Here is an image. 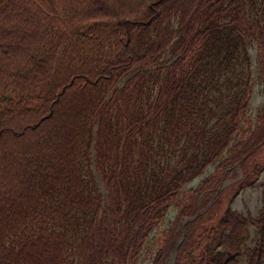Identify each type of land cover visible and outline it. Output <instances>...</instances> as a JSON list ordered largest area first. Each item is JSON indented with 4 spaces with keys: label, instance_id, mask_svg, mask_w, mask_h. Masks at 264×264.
<instances>
[{
    "label": "trees",
    "instance_id": "obj_1",
    "mask_svg": "<svg viewBox=\"0 0 264 264\" xmlns=\"http://www.w3.org/2000/svg\"><path fill=\"white\" fill-rule=\"evenodd\" d=\"M86 30L87 37H74ZM249 42L264 71V0H0V102L8 86L27 87L16 101L0 103V264H74L64 262L59 243L74 241L77 231L80 240L88 236L80 253L87 264L134 262L168 206L181 202L185 184L218 158L159 239L152 264L260 263L264 180L259 214L229 210L215 236L196 235L213 216L221 185L239 171L251 184L248 175L261 172L246 169L264 145V105L248 137L220 159L230 133L250 117V94L232 91L228 124L207 130L214 110L194 85L215 52L221 69L240 53L247 80ZM64 47L71 60L62 58L57 77ZM169 50L175 57L166 64ZM201 79L205 87L209 78ZM155 137L168 146L178 142V159L148 171L163 150ZM142 165L141 174L121 175ZM94 168L113 196L108 209ZM249 224L259 234L253 245ZM202 238L220 248L204 246Z\"/></svg>",
    "mask_w": 264,
    "mask_h": 264
},
{
    "label": "rangeland",
    "instance_id": "obj_2",
    "mask_svg": "<svg viewBox=\"0 0 264 264\" xmlns=\"http://www.w3.org/2000/svg\"><path fill=\"white\" fill-rule=\"evenodd\" d=\"M61 7V15L65 17V15L62 12V5L60 2ZM58 13L59 9L57 8ZM173 25L176 26V21L173 22ZM89 30V29H88ZM84 31L79 36H74L75 38L80 37H87V34L91 31ZM96 33H104V31H101L100 29L95 28L94 29ZM97 37V35L95 34ZM87 46L92 45V42L87 41ZM83 47V44L81 45ZM67 51L71 52L67 47H64L61 49V51L58 54L57 62H56V70L55 74L57 77H60V75L64 71V67H62V58H64V63L66 61L71 60L69 56H67ZM248 51L251 56V61L249 63L251 67V75L246 80V62L244 58H242L240 53H233L232 58H230L231 64L228 68L221 69L218 68L219 63V53L215 52L213 53L211 57V63H207L203 69L205 73H202L201 78H209V82L205 84V87H203L202 79L200 75L198 78L194 80L195 89H199L200 96L208 93L207 99L203 97L205 108L211 107L214 110V114L211 115V117L208 120V123L206 125V129H213L215 128L216 124L219 121V131L221 130V126L223 125V121H225L226 124H228V117L229 113L226 109V104L228 103V99L230 97V93L234 90H242L244 89V93L250 94L247 106L245 110L247 111V115L250 117L246 118L245 123L242 125V120L239 122L241 126H238V128H235L232 133H230L231 138L229 140L227 148L223 151L221 158L226 153H229L230 150L235 148V142L240 140H245L249 133L251 132L254 123L257 121L259 122L261 111L259 116L258 112L260 108L264 105V71H262V67L255 66V57H256V49L254 42L248 43ZM175 56L171 50L167 51L165 55L163 56V61L168 64L171 59H173ZM126 77V76H125ZM123 77L119 82L118 85L122 84V81L125 79ZM213 77L214 79H210ZM211 80H214L211 82ZM114 86V85H113ZM112 87V85H110ZM27 87L22 86H8L5 91L4 95L8 97V99L1 101V104L7 103L10 98L13 96V99L16 101L18 96L22 91H26ZM13 92V95H12ZM211 97V98H210ZM264 110V108H263ZM184 139V137H181L180 142ZM160 142H163V150L160 151L155 159L147 163L148 171H151V167L155 165L159 170L161 167H165L167 165L173 164L177 159V147L178 144L175 143L174 146H168L165 139H159V137H155L153 144L154 145H160ZM167 147V148H166ZM190 150V147H189ZM200 152V150H199ZM254 158V156L252 157ZM264 159V145H260V149L256 152L255 158L250 162V165L247 167V171L251 174L252 172H256L258 170H261L258 177L257 175H248V177L252 178V183L249 184L247 179L242 177L244 174L243 171H239V176L234 178V181L229 179L227 180L224 185H221V188H219L218 195H217V202L213 206V216L209 220H204L201 223L198 224L196 229V235L205 232L207 234L215 236L217 234V230L223 226L221 224V221L224 219L229 218V210L241 212L242 214H249L252 216H256L259 214V210L261 209V206L263 204V180H264V168L260 169V165L262 164V161ZM261 160V161H259ZM134 162V160H132ZM219 162V158L216 160H213L211 162H208L205 167L194 175L183 187V198L178 199L176 202H172L168 208L165 210V213L163 217L159 220V223L150 231L146 238V243L144 248H142L141 252L139 253L137 259L134 262H129L128 264H152L153 257L155 256L159 239H162L164 237V231L166 228H168L169 223L173 221L176 214L180 212V209L184 206V204L187 202V200L191 197L193 189L201 182V180L204 177L210 176L214 171L215 167ZM261 162V163H260ZM181 163V162H180ZM248 163V161L246 162ZM135 168V169H133ZM143 165L138 167H129L126 171L122 172L121 175H138L142 173ZM126 170V169H125ZM141 170V171H139ZM95 171V178L98 181V185H101V192L102 195V203L105 205L107 204L105 209L109 208V203L113 202V196L108 197L107 193L105 192L104 186L102 181H100L99 176L97 174L96 169ZM83 172H86V166L83 165ZM82 174V173H81ZM80 174V175H81ZM144 175V174H143ZM148 175V174H146ZM257 177V178H256ZM256 178V180H255ZM246 179V180H244ZM242 181H246L247 183H244L241 185ZM204 182V181H203ZM203 182L201 186H203ZM66 187V186H65ZM75 187V186H74ZM219 196V198H218ZM71 198L76 199V194H71ZM107 216L112 217V212L108 211L106 213ZM103 216V211L100 209L99 213L95 216L96 222L100 223L101 217ZM186 216L182 217L183 221L185 220ZM249 236L251 237L250 240H248L249 245H253L256 240H258L259 234L256 230H254L253 225L249 224ZM205 228V229H204ZM204 229V230H203ZM227 229L229 227L227 226ZM77 238L74 241H69V239H64V241L59 243V247L62 250V259H64L65 263H68L69 261L74 260V264H76V261L81 262L82 264H87V262L80 258V253L82 247H84L82 244L88 240L87 238H82L80 240L81 232H76ZM200 236H202L200 234ZM204 242L205 245L212 246V248L217 247L220 248L218 245H215L214 243L210 242V238H202L201 239ZM73 246H77L78 248L73 249ZM193 252V251H192ZM75 257V258H72ZM240 264H245V261L242 260ZM258 264H264V259H261V262Z\"/></svg>",
    "mask_w": 264,
    "mask_h": 264
}]
</instances>
